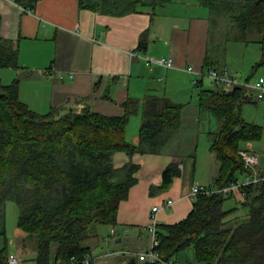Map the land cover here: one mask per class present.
Wrapping results in <instances>:
<instances>
[{
	"label": "trees",
	"instance_id": "1",
	"mask_svg": "<svg viewBox=\"0 0 264 264\" xmlns=\"http://www.w3.org/2000/svg\"><path fill=\"white\" fill-rule=\"evenodd\" d=\"M170 1L80 0V4L123 15ZM14 2L28 9L35 0ZM197 2L208 7L214 19L225 17L242 39L247 41L246 35L254 33L264 63V0ZM17 59L13 43L0 35V68L17 67ZM209 63L206 60L204 68ZM18 85L17 78L10 84L0 81V235L5 232L3 203L12 200L19 208L17 227L35 238L36 264L90 254L86 242L94 236V228L116 224L119 204L136 182L138 165L127 162L115 167L112 155L159 153L180 128L184 106L166 97H146L138 143L132 145L125 130L137 101L127 98L121 116L89 108L63 113L51 108L39 114L20 101ZM249 102H253L252 95L244 87L199 88V113H210L218 124L208 137L209 151L218 162L213 180L218 189L229 186L238 175L250 173L243 166L239 144L258 141L264 135V127L241 116L242 105ZM179 175L178 164H168L159 188L167 189ZM244 192L241 199L248 211L241 219L231 217L234 208L223 209V201L234 191L216 192L197 196L184 219L159 225L156 251L161 258L170 261L192 247L194 258L204 264H264V181L245 187ZM4 240L0 264H6L9 254Z\"/></svg>",
	"mask_w": 264,
	"mask_h": 264
},
{
	"label": "crops",
	"instance_id": "2",
	"mask_svg": "<svg viewBox=\"0 0 264 264\" xmlns=\"http://www.w3.org/2000/svg\"><path fill=\"white\" fill-rule=\"evenodd\" d=\"M159 8L158 16L153 15L149 6L115 15L92 10L80 4V0H35L33 8L28 9L14 0H0V35L13 43L18 54L17 67L0 68V81L10 84L17 78L19 99L33 112L44 114L51 108L61 113L80 112L89 108L105 115L121 116L123 103L131 98L138 106L129 117L125 138L136 145L146 97H166L184 106L180 128L159 153L129 156L115 152L112 155L115 167L132 162L139 168L127 199L119 204L116 224L96 226L94 236L86 242L90 254L98 257L100 264H121L131 257L114 254L117 252L146 251L150 242L147 225L151 208L162 205L164 200H173L157 217L159 225L177 223L191 210L194 202L189 197L191 187L194 184L214 186L218 170L215 155L209 151L206 156L209 176L206 180L195 179V150L186 147L182 153L185 159H182L172 147L180 143L177 139L180 133H198L202 120L197 103L182 102L195 77L186 68L192 67L196 72L208 68L227 71L219 64L215 51L222 44L229 21L218 17L212 25L207 7L197 0H171ZM212 26L215 27L213 36L210 35ZM238 38L235 41L243 40ZM168 57L173 61L172 68L146 62L150 58ZM206 60L210 66L204 68ZM200 87L204 88L202 80L197 88ZM188 106L193 107L190 121L193 128L184 129L182 114ZM132 121L136 122V129L139 127L130 134ZM202 131L207 138L212 132ZM244 150L254 153L250 145ZM188 158L191 159L187 161ZM172 162L178 164L180 175L162 190L159 188L161 173ZM258 173L264 174V171ZM246 213L232 218L241 219ZM134 258L136 264H147ZM33 264H36L35 258Z\"/></svg>",
	"mask_w": 264,
	"mask_h": 264
},
{
	"label": "rangeland",
	"instance_id": "3",
	"mask_svg": "<svg viewBox=\"0 0 264 264\" xmlns=\"http://www.w3.org/2000/svg\"><path fill=\"white\" fill-rule=\"evenodd\" d=\"M159 6L160 5L149 6L153 9V15H159ZM207 11L209 12V18L211 17L210 22L213 25L215 19L210 13L208 7ZM229 24L230 26L225 27L222 44L218 49L216 48L215 53L218 55L219 64L227 69L229 75L236 77L239 83H247V85L251 86L259 77L264 78V63H261V51L259 45L255 42L257 37L254 33H250L245 37L247 41L244 39L235 41V39H239L238 37H240V39L243 37L241 35L239 36V31L231 22H229ZM210 29V35L213 36L215 27L212 26ZM210 48L214 49L212 45H210ZM202 82L204 88L216 89L221 87H218V85L216 86L214 81H212L207 75L202 78ZM249 86H247L248 89ZM247 92L251 93L253 102L244 103L242 105L241 116L248 123L264 127V99L258 100L255 97L254 91H251L250 89L247 90ZM198 93L199 89L190 84L188 92L185 94V100H182V102L186 101V103H190L191 105L198 104ZM192 109V106H188L182 114V123H184L182 127L184 126V129L185 127L193 128V124L190 122L192 119ZM201 117L202 120L199 125V132H195L192 135H189L188 133H180L177 137L180 143L177 146L172 147V149L177 153V156L181 155L180 157L182 159H185V155L182 153H184L186 147H188L187 150H195V159L197 160V163L194 169V178L198 180H206L209 176V170L206 163V156L209 152V138H207L206 132L204 133L202 129L216 131L218 124L214 116L210 113H203ZM136 125V122L132 121L128 133L132 134L136 129ZM248 145L251 146L252 151H254V154L258 157L256 170L264 171V135L258 141L240 142L239 148L240 150H244ZM190 159L191 158H188L187 161ZM191 162H193V160ZM189 167L190 175H192V165ZM237 178L243 180L244 176L238 175ZM229 208H234L231 217H240L244 211H248V208L245 207L241 196L239 197L237 192H234L231 197L226 198L223 201V209ZM18 215L19 208L16 203L12 200H6L2 206V221L5 232L3 235H0V247L4 244V239L6 238L8 253L11 252L10 254L13 253V255H17L23 264H33L36 255V241L34 237L29 238L25 232L17 227ZM102 247L105 249V245H102ZM173 263L204 264L194 258L192 247L180 251L173 259H171V264Z\"/></svg>",
	"mask_w": 264,
	"mask_h": 264
},
{
	"label": "built area",
	"instance_id": "4",
	"mask_svg": "<svg viewBox=\"0 0 264 264\" xmlns=\"http://www.w3.org/2000/svg\"><path fill=\"white\" fill-rule=\"evenodd\" d=\"M146 62L153 63L166 68L173 67V61L169 57L158 58V59L150 58L147 59ZM186 70L190 73L195 74V77L191 82L193 86L198 85L205 75H207L212 81H214L216 85L224 87L226 89H229L233 86H240V87L249 86L247 85V83L244 84L239 83L238 80L234 76L229 75L227 71H219L215 68H209L207 70H201L199 72H196L192 67H187ZM249 88L253 89L255 97L258 100L264 99V78L259 77L253 82L251 86H249ZM239 155L243 162L244 168L250 170L249 174L243 175L244 176L243 180L237 178L229 186L222 189H218L214 186H204L200 184H194L191 187L189 197L192 200H195V198L201 194L210 196L216 192L234 191V192H239L240 196L243 198L245 196V192H244L245 187L255 183L263 182L264 174H260L256 170V166L258 165V157L249 150H240ZM172 204H173V200L167 199L163 201L162 205L153 206L151 208V212L149 215V223L147 225V232L149 233L150 236V242H149V247L146 251L142 253L123 251L114 254L133 256L136 257L138 261H142L147 264H170V261L162 259L159 253L156 251V247L158 245L157 231L159 226L157 214L161 209H166L170 207ZM114 234H115L114 231L111 230V235ZM98 260L99 258L92 254H85L82 257H77L73 255L70 256L67 260H56L45 264H100ZM6 264H23V263L17 255L10 254L7 257Z\"/></svg>",
	"mask_w": 264,
	"mask_h": 264
},
{
	"label": "water",
	"instance_id": "5",
	"mask_svg": "<svg viewBox=\"0 0 264 264\" xmlns=\"http://www.w3.org/2000/svg\"><path fill=\"white\" fill-rule=\"evenodd\" d=\"M121 264H135V258L132 256L128 257Z\"/></svg>",
	"mask_w": 264,
	"mask_h": 264
}]
</instances>
